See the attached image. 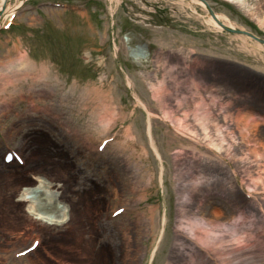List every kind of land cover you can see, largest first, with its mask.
Instances as JSON below:
<instances>
[{"label":"rangeland","instance_id":"rangeland-1","mask_svg":"<svg viewBox=\"0 0 264 264\" xmlns=\"http://www.w3.org/2000/svg\"><path fill=\"white\" fill-rule=\"evenodd\" d=\"M34 1L38 0H9V6ZM56 1L72 2L83 11L71 12L58 6L27 10L25 5L15 18L18 25L0 32V60L7 57V50L10 57L21 50L34 65L41 62L49 65L44 77L28 76L16 87L9 85L0 91V264H148L155 246L151 264H169L170 257L171 264H191L182 250L177 249L178 256H173L171 217L188 214L195 200L200 202L202 194L206 195L202 204L215 206L240 202L241 197L236 187L230 189L212 178L200 179L196 191L191 190L187 179L177 178L191 154L198 151L188 150L192 143L188 137H179L161 120L160 99L175 107L171 93L189 97L191 93L198 95L199 90L207 101L212 98L214 108L218 109L219 104L222 109L226 106L232 109L230 104L234 101L238 112L244 114L253 109L258 111L255 120L261 121L264 75L256 77L253 70L264 72V50L242 41L245 35L210 25L203 4L180 5L175 0ZM206 1L235 28L264 37V20L260 22L252 15L255 7L264 18V0H244L238 5L228 0ZM112 22H115L113 28ZM147 43L151 50L144 46ZM162 47L172 52L158 57L161 62L157 65L154 56ZM175 49L228 57L246 68L239 71L238 80L231 78L236 84L220 87L210 78L211 74L217 75L219 68L208 60L199 65L203 68L198 70L194 91L192 86L188 87L192 85L185 75L188 70L179 61ZM231 73L236 75L229 71L227 76ZM163 77L165 90H159L158 96L153 97L148 84ZM227 90L236 92L239 99L224 96L222 91ZM166 91L170 94L166 95ZM187 108L189 119L185 125L195 128L192 108ZM111 110L121 114L106 128L109 121L105 112ZM146 110L154 113L150 116L154 148L146 129ZM217 114L220 113H214V117L220 119ZM176 116L180 117L181 111ZM226 122L231 123L223 134L228 141L227 132L236 138L238 131L231 117H226ZM127 126L130 132L125 135ZM260 129L264 132V127L259 125L258 133ZM208 130L213 131V126L209 125ZM112 133L114 139L105 150L96 152L94 147L100 137ZM6 145L17 149L26 164H3L1 154ZM181 146L185 161L176 152ZM241 148L231 144L229 151L240 155L242 162L230 159L254 171L252 158L239 154ZM214 164L215 161L211 168H201L205 174L215 173ZM254 167L263 169L256 164ZM32 175L48 182L53 193L58 190V199L67 207L66 221L44 225L32 213H25L26 208L16 198L22 194L23 187L34 183ZM20 176L21 180L17 181ZM135 176L137 184L132 181ZM236 178L242 181L241 186H248L250 172L238 170ZM183 192L188 203L179 207L177 196ZM120 204L125 206V212L109 217L111 210ZM160 228L162 234L158 232ZM252 235L253 240L244 230L239 244L252 242L251 248H258L256 242L261 233L255 229ZM33 237L39 238L38 246L25 256L13 257ZM241 246L233 249L242 250ZM211 252L222 259L214 249ZM255 255L249 264L264 262L258 258L261 252ZM236 256L235 264L248 263L247 255Z\"/></svg>","mask_w":264,"mask_h":264},{"label":"bare ground","instance_id":"bare-ground-1","mask_svg":"<svg viewBox=\"0 0 264 264\" xmlns=\"http://www.w3.org/2000/svg\"><path fill=\"white\" fill-rule=\"evenodd\" d=\"M175 1H178L180 5H202L201 0ZM232 1L239 4L244 0ZM8 10H10L9 0H0V15L2 14V12H8ZM259 12V9L254 7V14L252 15L256 20L262 22L264 18L262 17V15H260ZM215 16V20L210 16L206 18L207 22L210 25L217 24L216 21L220 20L226 25L233 26V23L229 22V20L223 17V15L216 14ZM242 41L248 42V45L255 47V49L264 50V45L259 44V42L251 40L246 36L242 37ZM15 48L17 47L15 46ZM8 52L9 50H7L5 54L7 57L4 60H0V91L5 90V88L9 85L16 86L19 81H21L22 79H26L28 76H32V78L44 77V75L49 71L48 64H46L45 62H41L38 66L34 65L24 51L18 50L17 55L14 57H10L9 55L11 54H9ZM162 79L157 82V86H154V84L151 83L148 84V88L150 89L151 95L153 97L158 96L160 85L165 82V80ZM174 84L175 86L177 85L176 82H174ZM194 84L195 83H193V86ZM99 93L100 90L98 91V94ZM168 94H170L169 91H166V95ZM171 95H173V98H175L176 105L174 104L175 107H172L164 100V98H161V103L159 104V108L162 112L161 117L163 119H168L169 122H174L179 126L188 124L186 121L189 119L187 107H189L190 110L192 108L191 111L193 112V114L191 116L193 117L194 122L197 123V130L194 128V126H192V129L195 130V132L201 134L203 138L208 141L207 144L211 145L215 150L225 152L226 155H229L231 158L237 159L239 162H242V157H240V155H238L237 153L234 154L233 152H230L229 149L231 144H238L239 148L242 146L239 154L246 155L252 158L251 161L253 163L254 171H251L249 167L242 166L241 164H233L236 168L241 167L243 171L245 170L247 172H250V186L255 187L260 184L261 189L264 190V132H262L263 130L260 129L261 132L258 133V126L260 125L264 127V114L261 118V121H258L260 118L258 120H255L256 118L254 117V115H257V112H248L243 114L238 112V110L236 109L234 112L229 113L227 109L222 110L220 106H218V109L215 108L214 111L209 101L207 102L202 96H198L200 94L197 95V99L195 100L194 98H191L190 96L188 97L187 95L181 93H171ZM163 96L164 95H162V97ZM186 97L188 98L186 99ZM256 101L258 102L259 100ZM259 104H262L261 101L259 102ZM183 105H185L186 108L180 109ZM220 109V119H216L214 117V113H219ZM176 110L182 112V118L172 116L176 113ZM120 114L121 113L119 111L115 112L114 110L105 112V119L109 121L108 123H106V128L111 127ZM147 115L149 119L150 115H153V112L147 111ZM226 117H231L233 119L238 131L236 138L232 133H230V136H228L229 132H227L226 135L227 137H229L228 141L223 137V134L230 129L229 125L231 124L226 122ZM148 122L150 125V121ZM209 125L213 126V131L208 130ZM125 130V133L127 134L129 132V128H126ZM210 132H212V134ZM214 135L215 138H213ZM218 136L221 137L217 139ZM43 141L45 142L44 139ZM182 147L183 146H181V148L178 147L176 152H180L181 156L179 158L185 161V150ZM187 147L188 150H191V152L192 148L194 149V146L191 145H188ZM192 155L193 156H190V160H188L185 164L183 172H178V178L183 180L187 179L189 181L188 183L192 187L191 190L195 189L196 191V186L200 182V179L203 178L209 181V178H212V176L207 175V173L205 174L201 168H197V166H201L204 163V165L206 166V162H201V160L205 159V157H208V155L205 152H201V154H199L200 162L198 165H196V162L192 161V158H194L196 155L194 153ZM206 160H208V158H206ZM255 164L257 166H262L263 169L254 167ZM226 166L228 168L226 172L229 173L230 171H232V169L228 165ZM48 171L46 173L51 174ZM219 176L220 173H218L215 177L222 180L223 177ZM21 178L22 177L20 176L17 181L21 180ZM37 179L38 180H36V182L29 185L30 187H27L25 189L26 191H24V198L26 199L25 201L30 202L29 205H26V210L32 213L34 217L41 218L39 219V221L44 225H50L51 223L64 221L67 216L66 205L59 199L54 200V193L49 190L48 182H45V180L40 177H37ZM132 181L133 184H137L136 176L135 180ZM228 183L229 181L225 185L222 184V186H227ZM232 187L233 186H231V183H229L228 188L232 189ZM205 197L206 195L203 194V198ZM3 199L7 200V197H4ZM33 201L35 202V204L33 203ZM180 202L181 206H184L188 202L187 196L184 195V193L181 195ZM201 207L203 208V205L195 203V210L189 213L183 223L179 222L176 225V229H180L186 232L188 237H193L195 240L198 239V241L202 245V247L200 245L201 249L204 248V246H210L212 250L214 249L222 258L220 259L219 264H235L234 260L236 254H238V256L236 257L247 255L248 263L241 262V264H249L250 258L255 259L256 252H261V255L258 258L262 260L264 259V223L261 221L256 212L253 213L249 208L245 210L244 207H242V205L240 204H230L229 207L227 204L214 206L209 211L206 210V204H204V209H201ZM27 211L25 212L28 213ZM234 212L237 213V219L232 216ZM255 229H258V231L262 233V235L257 237L256 242L259 249L256 247L251 248L250 245H254L252 242L248 243L249 245L246 243L239 244V240L243 236L244 230L252 236L251 239L253 240L254 235L252 234ZM178 241L180 242V244H178V247L189 250L188 260L191 262V264H201V262L202 264H214L206 257V255L202 253L201 255H198L193 247L185 248V246H182L187 244L185 241ZM239 245H242V250L233 249L234 247H238ZM177 251L178 250L176 248L172 250L173 256H178ZM231 254L232 257H230ZM183 256H187V254L183 253ZM167 261L169 262V264H171V257ZM259 264H264V262H259Z\"/></svg>","mask_w":264,"mask_h":264},{"label":"snow or ice","instance_id":"snow-or-ice-1","mask_svg":"<svg viewBox=\"0 0 264 264\" xmlns=\"http://www.w3.org/2000/svg\"><path fill=\"white\" fill-rule=\"evenodd\" d=\"M121 211H123V210H121V209H117V212H121Z\"/></svg>","mask_w":264,"mask_h":264}]
</instances>
